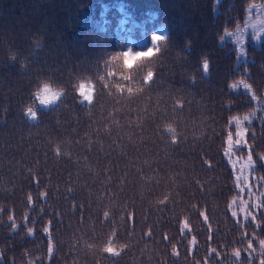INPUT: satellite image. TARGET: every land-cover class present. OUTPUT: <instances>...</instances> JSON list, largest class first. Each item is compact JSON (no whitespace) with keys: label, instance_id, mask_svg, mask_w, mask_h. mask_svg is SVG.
<instances>
[{"label":"trees","instance_id":"trees-1","mask_svg":"<svg viewBox=\"0 0 264 264\" xmlns=\"http://www.w3.org/2000/svg\"><path fill=\"white\" fill-rule=\"evenodd\" d=\"M252 2L0 0V264H262L264 40L220 43Z\"/></svg>","mask_w":264,"mask_h":264},{"label":"rangeland","instance_id":"rangeland-1","mask_svg":"<svg viewBox=\"0 0 264 264\" xmlns=\"http://www.w3.org/2000/svg\"><path fill=\"white\" fill-rule=\"evenodd\" d=\"M219 0H215L218 2ZM252 4V3H251ZM249 4L245 9V17L241 24L236 25L232 30L225 31L220 39V43H227L235 50L238 61L245 60V51L248 46L259 47L264 40V10L252 8ZM248 116L232 118L229 123L233 126L234 136H228L225 148L226 157L235 177V182L241 183L246 178L249 171L253 169V161L249 151L243 157L234 155V150L245 147V137L248 130ZM229 124V125H230ZM251 206H255L252 202ZM250 205V203H249ZM244 207L240 213L243 214ZM29 234V232H28Z\"/></svg>","mask_w":264,"mask_h":264},{"label":"clouds","instance_id":"clouds-1","mask_svg":"<svg viewBox=\"0 0 264 264\" xmlns=\"http://www.w3.org/2000/svg\"><path fill=\"white\" fill-rule=\"evenodd\" d=\"M252 8H259L261 10H264V0H253L252 4H251ZM123 60V57L121 56L119 58V60H116L115 58L110 59L109 63H115L117 65V67L121 66V61ZM119 87V86H117ZM161 203H163V201H161ZM107 215V214H105ZM9 219H11V216L9 217ZM261 244L264 245V241H261ZM119 254V253H117ZM233 255H235L237 258H239V250H233ZM262 264H264V261H262Z\"/></svg>","mask_w":264,"mask_h":264},{"label":"snow or ice","instance_id":"snow-or-ice-1","mask_svg":"<svg viewBox=\"0 0 264 264\" xmlns=\"http://www.w3.org/2000/svg\"><path fill=\"white\" fill-rule=\"evenodd\" d=\"M153 39H156L155 37H153Z\"/></svg>","mask_w":264,"mask_h":264}]
</instances>
